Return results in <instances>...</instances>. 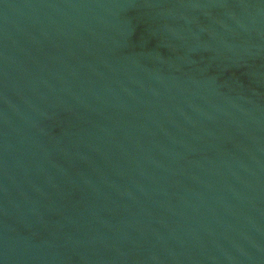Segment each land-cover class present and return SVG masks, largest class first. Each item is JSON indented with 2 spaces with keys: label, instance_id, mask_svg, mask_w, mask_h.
<instances>
[{
  "label": "water",
  "instance_id": "obj_1",
  "mask_svg": "<svg viewBox=\"0 0 264 264\" xmlns=\"http://www.w3.org/2000/svg\"><path fill=\"white\" fill-rule=\"evenodd\" d=\"M0 264H264V0H0Z\"/></svg>",
  "mask_w": 264,
  "mask_h": 264
}]
</instances>
